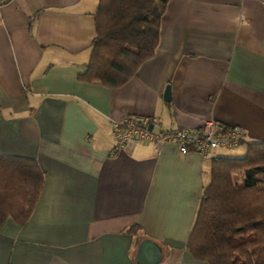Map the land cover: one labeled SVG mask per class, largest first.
I'll return each mask as SVG.
<instances>
[{
	"label": "crops",
	"instance_id": "1",
	"mask_svg": "<svg viewBox=\"0 0 264 264\" xmlns=\"http://www.w3.org/2000/svg\"><path fill=\"white\" fill-rule=\"evenodd\" d=\"M99 1L2 4L0 156L37 161L45 180L28 222L0 229V264H207L187 242L212 163L229 156L153 142L114 154L113 123L214 121L247 133L245 154L264 142V0H169L154 57L115 89L79 81Z\"/></svg>",
	"mask_w": 264,
	"mask_h": 264
},
{
	"label": "trees",
	"instance_id": "2",
	"mask_svg": "<svg viewBox=\"0 0 264 264\" xmlns=\"http://www.w3.org/2000/svg\"><path fill=\"white\" fill-rule=\"evenodd\" d=\"M169 0H100L90 62L79 81L121 88L155 55ZM243 172L238 187L233 176ZM264 142L242 158L219 157L201 198L187 251L207 264H264ZM37 161L0 156V229L30 219L44 186Z\"/></svg>",
	"mask_w": 264,
	"mask_h": 264
},
{
	"label": "built area",
	"instance_id": "3",
	"mask_svg": "<svg viewBox=\"0 0 264 264\" xmlns=\"http://www.w3.org/2000/svg\"><path fill=\"white\" fill-rule=\"evenodd\" d=\"M4 0H0V10ZM152 123L135 117H126L113 123L114 154L128 144L153 142L161 146L171 144L186 155L192 151L207 157L212 151L232 149L248 141L247 133L238 127L224 128L214 121L206 122L198 131L172 130L156 132Z\"/></svg>",
	"mask_w": 264,
	"mask_h": 264
},
{
	"label": "rangeland",
	"instance_id": "4",
	"mask_svg": "<svg viewBox=\"0 0 264 264\" xmlns=\"http://www.w3.org/2000/svg\"><path fill=\"white\" fill-rule=\"evenodd\" d=\"M245 151H246V144H241L239 147L232 148V149L217 150V152H219L220 154H223L225 156H229L231 158H242L245 156ZM234 176L236 177L235 179L237 181H239V177L245 178V174L243 172L237 173ZM258 178L264 184V174L259 175ZM233 180H234V178H233Z\"/></svg>",
	"mask_w": 264,
	"mask_h": 264
},
{
	"label": "water",
	"instance_id": "5",
	"mask_svg": "<svg viewBox=\"0 0 264 264\" xmlns=\"http://www.w3.org/2000/svg\"><path fill=\"white\" fill-rule=\"evenodd\" d=\"M164 98H165V101H167V102H170L172 100V98H171V90H170L169 87L166 89ZM151 128H153V127L151 126Z\"/></svg>",
	"mask_w": 264,
	"mask_h": 264
}]
</instances>
